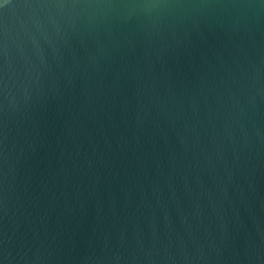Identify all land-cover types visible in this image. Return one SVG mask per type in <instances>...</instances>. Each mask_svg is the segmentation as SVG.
<instances>
[{
    "label": "water",
    "instance_id": "95a60500",
    "mask_svg": "<svg viewBox=\"0 0 264 264\" xmlns=\"http://www.w3.org/2000/svg\"><path fill=\"white\" fill-rule=\"evenodd\" d=\"M0 264H264V0H0Z\"/></svg>",
    "mask_w": 264,
    "mask_h": 264
}]
</instances>
